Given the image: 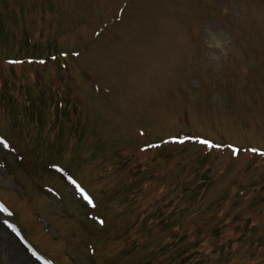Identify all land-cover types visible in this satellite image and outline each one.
Masks as SVG:
<instances>
[{
	"label": "rangeland",
	"instance_id": "obj_1",
	"mask_svg": "<svg viewBox=\"0 0 264 264\" xmlns=\"http://www.w3.org/2000/svg\"><path fill=\"white\" fill-rule=\"evenodd\" d=\"M167 252L264 264V0H0V264Z\"/></svg>",
	"mask_w": 264,
	"mask_h": 264
},
{
	"label": "trees",
	"instance_id": "obj_2",
	"mask_svg": "<svg viewBox=\"0 0 264 264\" xmlns=\"http://www.w3.org/2000/svg\"><path fill=\"white\" fill-rule=\"evenodd\" d=\"M164 214V213H163ZM164 217H165V215H163ZM167 247H169V246H167ZM167 247H165V246H160L159 248H158V251H159V253L160 254H162V253H164L163 255L164 256H166L167 254H165V251H168V248ZM191 247V246H190ZM189 252H194V253H199V257L200 258H205V257H207V256H209V255H206V253L204 252V250L203 249H198V248H195V249H193V248H191L190 250H189ZM210 252H212V250H210ZM168 253V252H167ZM170 254H173V253H170ZM170 254L168 253V256L167 257H165L164 259H157V258H155V261H154V259H152L153 257H148L147 258V264H172L173 262H177V260H179L180 261V255L179 256H177V257H175L174 259H172V258H170ZM188 259H190L189 257H188ZM184 261V260H183ZM188 261H192V260H188Z\"/></svg>",
	"mask_w": 264,
	"mask_h": 264
},
{
	"label": "bare ground",
	"instance_id": "obj_3",
	"mask_svg": "<svg viewBox=\"0 0 264 264\" xmlns=\"http://www.w3.org/2000/svg\"><path fill=\"white\" fill-rule=\"evenodd\" d=\"M17 249H19V248L16 247V250H17ZM17 251H18V250H17Z\"/></svg>",
	"mask_w": 264,
	"mask_h": 264
},
{
	"label": "snow or ice",
	"instance_id": "obj_4",
	"mask_svg": "<svg viewBox=\"0 0 264 264\" xmlns=\"http://www.w3.org/2000/svg\"><path fill=\"white\" fill-rule=\"evenodd\" d=\"M205 143H207V142H205Z\"/></svg>",
	"mask_w": 264,
	"mask_h": 264
}]
</instances>
